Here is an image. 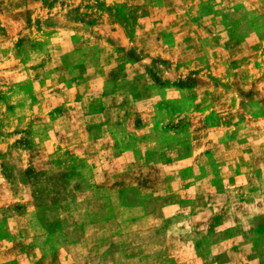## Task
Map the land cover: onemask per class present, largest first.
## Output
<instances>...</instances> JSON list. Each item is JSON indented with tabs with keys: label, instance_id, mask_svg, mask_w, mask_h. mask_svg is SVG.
Returning a JSON list of instances; mask_svg holds the SVG:
<instances>
[{
	"label": "rangeland",
	"instance_id": "rangeland-1",
	"mask_svg": "<svg viewBox=\"0 0 264 264\" xmlns=\"http://www.w3.org/2000/svg\"><path fill=\"white\" fill-rule=\"evenodd\" d=\"M0 264H264V0H0Z\"/></svg>",
	"mask_w": 264,
	"mask_h": 264
}]
</instances>
